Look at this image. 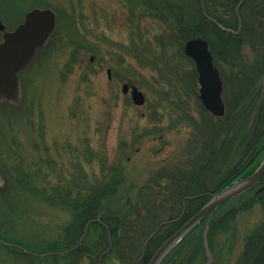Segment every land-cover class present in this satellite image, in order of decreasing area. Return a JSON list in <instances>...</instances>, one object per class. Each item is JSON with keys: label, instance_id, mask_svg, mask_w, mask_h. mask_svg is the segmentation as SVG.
Masks as SVG:
<instances>
[{"label": "rangeland", "instance_id": "374dc122", "mask_svg": "<svg viewBox=\"0 0 264 264\" xmlns=\"http://www.w3.org/2000/svg\"><path fill=\"white\" fill-rule=\"evenodd\" d=\"M178 2L188 17L190 0H0V21L6 31L14 30L34 8H51L56 14V25L47 45L20 73L18 107L0 105V264L90 262L84 252L68 255L63 262L56 253L50 257L27 256L3 243L29 253L57 252L54 244H65L71 221L59 196L76 192L56 189L79 175L80 181H92L99 175L101 159L109 164L117 161L122 168L123 179L116 194L102 201L105 215L117 216L127 211L140 192H149L145 189L167 192L168 187L174 188L176 175L172 174L178 168L184 170V166L188 170L183 181L192 180L189 189H217L214 193L250 175L253 168L256 170L264 157V136L257 137L264 123V74L247 96L253 100V121L249 120L231 143H223L227 150L220 149L219 141H214L211 145L216 157L211 160L207 157L209 149L206 154L204 151L214 130L205 122L211 121L213 125L221 120L203 113L197 105L198 81L193 87L186 86V80L183 84L178 82L172 69L177 67L185 73L187 67L177 66L176 57L155 66L146 65L152 60L144 58L141 52L155 46L154 42L159 46V38L176 35L175 18L169 10ZM163 4L170 6L163 10ZM235 25L228 28L236 31ZM199 33L190 31L189 39L206 40L203 36H209L212 40L209 33ZM1 36L0 32V39ZM173 50L171 47L170 52ZM230 73L227 71L226 75ZM123 83L135 85L143 92L142 105L133 103L130 89L122 92ZM177 104L184 110L183 115L177 113ZM216 135L221 137L218 132ZM250 154L256 159L249 166L246 158ZM198 163L204 166L195 179L191 171ZM18 169L28 174L26 179L17 175ZM231 169L239 172L224 178ZM243 192L238 195L241 201L230 203L237 205L231 220L220 228H216L217 221L214 224L216 230L208 242L213 264H236L245 238L253 233L264 234V202L253 207V186ZM174 209L165 208L157 217H167ZM202 223L203 220L199 221L197 226ZM95 237L92 231L86 241ZM126 242L125 247L130 250V241ZM205 258L203 244L191 264H204ZM210 258L209 252V262ZM103 264L121 263L112 252Z\"/></svg>", "mask_w": 264, "mask_h": 264}, {"label": "trees", "instance_id": "16d2710c", "mask_svg": "<svg viewBox=\"0 0 264 264\" xmlns=\"http://www.w3.org/2000/svg\"><path fill=\"white\" fill-rule=\"evenodd\" d=\"M240 1L241 0H190L192 7L188 17L185 16L180 2L173 3L172 6L168 5L170 6L169 11H171L173 19L175 18V25L173 28L176 35L167 36V39L159 38V46L154 42L155 46L152 44V47L148 46L141 52L144 58L152 60L146 62L147 66H155L159 61L176 57L178 61L177 66H186L187 69L185 73H182L180 69L175 67L172 69L174 75L178 78V82L183 84V80H186L185 85H191L193 87V85L197 83V71L194 62L183 50V41L185 42L192 37L188 35L189 32L193 30H199V32H201L199 34L205 32L213 36L212 40L209 36L203 37L208 40L209 47L213 51L215 66L219 68L221 74L225 112L220 117L216 116L221 122H213V125L211 121H209V124H207V121L205 122L206 126L214 130L213 135L207 141V143H209L207 145L208 148L204 151L206 154L209 149L207 157H211V160L216 157V152L213 154L214 146L211 145L214 141H219L221 144L220 149L225 148L227 150V147H223V143L225 145L231 143V139H236L237 135L248 124V121H251V119L253 121V116L251 117L253 100L249 98L250 96H247L253 93L254 82L264 74V0H243L238 6ZM201 4H203V9L201 8ZM163 5V10H165L168 6H166V4ZM189 17H191V20ZM208 17L213 20H210ZM216 22L227 28H232L235 23L237 24L235 26H238L240 22L241 28L239 33L233 34L221 30ZM235 29H237V27ZM209 41L212 43H209ZM244 46H249L251 49L244 50ZM171 47H173L174 50L170 52ZM171 67L172 66H170V68ZM227 71H231L228 76L226 75ZM196 101L201 111L210 115L203 107L200 100L198 99ZM2 105L14 107L15 109L18 107V105L7 103ZM176 111L179 115H183L184 113V110L181 109L178 104L176 105ZM184 117L185 116H183V118ZM210 117L215 118L213 115H210ZM217 132L221 134V137L217 138ZM257 135L258 138H263L264 123L259 128ZM251 141H253V133L250 137V142ZM91 154L92 152H90V155ZM187 155L181 157L187 158ZM225 156H228V154L225 153ZM247 160L249 166L253 164V155H248L246 161ZM203 166L204 164L202 163L194 165L195 168H193L191 172H193L194 178L196 177L195 179H198L197 176ZM183 169L184 170L178 168V170L172 174L173 176L176 175L172 183V187L174 188H171V186L168 187L169 190L167 192H157V190L153 188L145 189L149 190V192L145 194L144 192H140L142 196L140 194L139 197L136 196L135 200L129 203V208L125 213L112 216L111 221H109V228L113 242V253L117 255L121 264H131V262L136 259L135 257L140 255L143 242L157 224L168 221L147 243L142 260V264H145L162 241L194 214L204 202L210 198V194L217 190L189 189L192 180L190 183L183 181L188 170L185 166ZM245 169L246 167L242 168L243 171H245ZM235 172H239V170H229L224 178L229 179ZM16 173L17 175H23L24 179L28 176L22 169H18ZM78 178H80V175ZM78 178L72 177L65 186L56 189L60 192H76L59 196V199H62L60 203L67 208L71 214V221L67 227L68 233H66L67 238H69L65 240L66 246H72L82 234L85 224L90 219L95 218L103 210L102 201L116 194L117 188L122 182L123 173L119 162L112 161L109 164L104 159H101L98 177H95L92 181L85 178L80 181ZM20 180L19 178V181ZM57 186L61 185L58 184ZM182 188H184V190ZM181 189L182 191H180ZM168 207H170V209L175 207L171 212L172 214L167 215V217L163 215L157 217L160 211ZM153 217L155 219L152 221ZM216 221L217 218L209 223V235L213 232ZM94 226L96 227L97 225ZM203 226L204 224L202 223L200 226L196 225L192 228L178 244L168 252L160 264L193 263L195 258L198 257L199 252L203 249V241L200 233V231L204 229ZM197 229H199V233L196 232ZM92 231L95 233L98 229L93 227L90 229L91 233ZM74 232L76 236L70 238L69 235ZM126 240L130 241V250H127L125 247V243H127ZM89 244H91L90 241H83L80 246L70 253V256L78 255L86 251V247L90 246ZM54 248V250L60 251L64 249V245L59 246V244L55 242ZM126 253L128 254L126 255ZM253 264H264V256L253 259Z\"/></svg>", "mask_w": 264, "mask_h": 264}, {"label": "water", "instance_id": "95a60500", "mask_svg": "<svg viewBox=\"0 0 264 264\" xmlns=\"http://www.w3.org/2000/svg\"><path fill=\"white\" fill-rule=\"evenodd\" d=\"M241 2L242 0L239 5ZM209 19L213 20L212 18ZM55 25L56 14L51 8H34L28 11L24 15L23 21L12 31H6L4 24L0 21V31L2 32L0 41V105L2 103L19 104L21 97L19 73L30 63L37 50L47 44ZM217 25L223 31L234 32L218 23ZM184 52L195 64L201 103L213 115L222 116L225 111L222 99V80L218 69L214 66L213 54L207 41L202 37L188 39L184 44ZM107 72L109 73L110 70L107 69ZM129 89L133 103L142 105L145 101L143 92L135 85L122 84L123 93H126ZM263 172L264 157L260 165L250 175L212 194L211 198L197 212L190 216L159 245L146 264H159L164 256L203 217L216 210L223 202L253 186V183L261 177ZM1 182L2 178L0 175ZM164 223L166 222L160 223L145 240L139 260L143 258L145 246L150 238ZM207 255L209 256L208 251Z\"/></svg>", "mask_w": 264, "mask_h": 264}, {"label": "flooded vegetation", "instance_id": "af4514ba", "mask_svg": "<svg viewBox=\"0 0 264 264\" xmlns=\"http://www.w3.org/2000/svg\"><path fill=\"white\" fill-rule=\"evenodd\" d=\"M255 159H256L255 156H253V162ZM253 171H255V168H253ZM246 193L248 192H243V194H246ZM251 194L253 195V203H254L253 207L256 206L257 202H262V203L264 202V172L261 175V177L256 182L253 183V192H251ZM238 195L228 199L225 203L219 205L218 208L214 212L206 215L203 218V224H204L203 244H204V249H205V257H206L204 264H207V262H209L208 255L206 253L207 251L210 252L211 254V260L209 264H213V262L215 261L212 257V253L209 248L208 242L210 241L211 239L210 237L215 232L216 228H220L221 225H224L229 220H231L232 216L236 212L235 209L237 208L236 207L237 205L235 204L230 205V203L241 201L240 196ZM105 214H107V211L102 210L95 218L90 219L85 224L82 234L77 238V240L75 241L74 244H72V246L71 245L66 246V244H64L63 250H60L57 252H46L45 254H42V255H44V257H50V255H53L54 253H56L59 257L63 259V262H65L66 257L70 255V253L74 251L78 246H80L83 241L86 240L92 226L97 225L99 230L95 232L96 237L92 239V241L90 242L91 244H89L90 246L86 247L87 249L86 251H84V253H86V256L88 257L90 261L88 264H103V261H105L108 258V256H110L111 253L113 252V242H112L111 234H110V228H109L110 222L109 221H111L112 216L114 215H105ZM213 218L218 219L217 220L218 227H216L213 230L211 235H208L209 233L208 226H209V223L213 220ZM75 236H76L75 232L71 233V237H75ZM81 238H83V240L79 244V241L81 240ZM65 240H63V242ZM3 244L10 245V246L15 247L16 249L22 250L23 255H27V256H38L39 255V254L29 253L27 251H24L21 247L16 246L14 244H6V243H3ZM242 245L243 246L240 250L238 261L236 264H253V259H257L261 256H264V234L263 233L258 232V233L251 234L247 239L245 238V241L242 243ZM136 260L137 261L135 262V264H142L143 259L138 261V258H137Z\"/></svg>", "mask_w": 264, "mask_h": 264}]
</instances>
